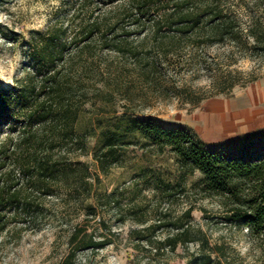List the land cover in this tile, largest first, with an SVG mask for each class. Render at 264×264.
Here are the masks:
<instances>
[{
  "label": "trees",
  "instance_id": "trees-1",
  "mask_svg": "<svg viewBox=\"0 0 264 264\" xmlns=\"http://www.w3.org/2000/svg\"><path fill=\"white\" fill-rule=\"evenodd\" d=\"M101 2L80 0L71 21L72 24L80 21L75 26L77 31L68 35V27L53 29L42 46L35 49L43 65L27 72L13 87L0 88V239L3 241L19 225L21 231L41 230L47 216L48 197L57 198L62 193L73 197L84 190V210L88 215L97 214L99 198L92 194L93 173L89 163L79 159L80 154L88 151V137L78 130L77 122L89 99L83 91H77L78 82L70 81L67 69L73 60L86 53L93 54L94 47L130 54L137 59L136 47L126 42L134 30L143 32L144 39H152V47L158 48L153 60L143 65V69L153 72L163 64L167 69L172 64L178 65L174 60L179 55L174 51L183 41L193 47L233 42L264 58V0H254L255 9L245 23L229 0ZM105 2L113 5L102 12L100 5ZM88 11L87 17H83ZM203 59L191 57L193 62H203ZM207 69L212 70V65L208 64ZM149 73L144 71L146 76ZM256 80L257 77H252L248 82ZM238 84L239 81L231 80L215 94L185 100L198 105L223 92L232 94ZM176 88V96H183L179 92L182 88ZM5 123L8 131L1 127ZM102 136L93 157L103 174L122 162L132 142L128 139L130 136L137 137V142L159 154L173 153L185 177L200 172L202 178L194 185L204 196H217L228 207L229 218L247 229L250 241L260 253V263L264 264V147H259L264 145V127L230 138L223 148L214 149L191 128L165 126L152 118L130 119L123 129L105 128ZM257 146L259 149L252 152ZM153 176L152 181L145 177V187H162L163 179ZM96 179L100 180L98 174ZM119 194L122 191L118 188L106 193L107 202L118 206ZM91 199L94 201L90 202ZM191 212L190 207L185 215L190 216ZM134 218L138 223H146L142 217ZM103 221L100 219L92 231L88 221L74 226L69 234V250L59 264H79V252L96 251L112 244L109 234H97ZM165 224L163 221L150 223L132 235L139 241L146 240L149 255L153 250L156 253L164 248L174 251L179 244L187 247L196 243L198 247L187 264H222L219 257L222 248L211 245L204 236L197 237L182 218L172 223L174 233L163 240L152 239V232ZM150 231L151 237H146L144 233ZM140 247L134 246L138 250Z\"/></svg>",
  "mask_w": 264,
  "mask_h": 264
},
{
  "label": "rangeland",
  "instance_id": "rangeland-1",
  "mask_svg": "<svg viewBox=\"0 0 264 264\" xmlns=\"http://www.w3.org/2000/svg\"><path fill=\"white\" fill-rule=\"evenodd\" d=\"M79 1L0 0V88L13 87L27 72L43 65V61L37 59L35 49L42 46L53 29L68 27V35L77 31L80 21L74 24L71 21ZM96 1L104 3L105 0ZM229 2L244 23L255 9L254 0ZM112 5L108 2L101 4V11ZM87 14L89 11L83 17ZM144 36L143 32L134 30L126 40L131 47H136L137 59L130 54L94 47L93 54L76 58L67 69L70 81L79 83L77 91H83L89 99L77 122L78 130L88 137V151L80 154L79 159L89 163L93 173L92 194L99 198L97 214L88 215L84 210V190L73 197L64 193L57 198L48 197L47 216L41 230L21 231L19 225L17 229L12 228L9 239H0V264H59L69 250L72 228L88 221L89 231H92L100 219L104 221L97 234H109V239L114 242L96 251L86 249L79 252V264H187L198 247L196 243L187 247L179 244L174 251L164 248L156 253L153 250L149 255L146 240L139 241L132 235L133 231L150 223L163 221L166 224L152 232V237L151 231L144 233L146 237L163 240L174 233L172 223L180 218L197 237L204 236L211 245L222 248L219 254L222 264H261L260 253L250 241L247 229L229 218L228 207L220 198L206 197L194 185L202 178L200 172L187 177L182 174L173 153L159 154L137 142V137L130 136L128 139L132 142L128 144L122 162L107 174L99 169L93 153L102 143V130L108 127L123 129L134 118H152L165 126L191 128L211 149L224 146L230 138L243 134L236 135V131H232L236 127L226 125L211 134L210 131L215 129L213 125L205 129L199 123L208 99L198 105L185 100L186 97L196 99L215 94L231 80L239 81L232 94L223 92L215 98L225 101L236 97L239 101L237 109L249 110L250 124H257L259 128L264 126V58L233 42L193 47L183 41L182 46L174 51L179 55L174 60L178 65L174 67L172 64L167 69L163 64L153 72L143 69V65L153 60L158 48H153L152 39L145 40ZM192 55L202 56L206 62L204 59L203 62H193ZM208 64L212 65V70L207 69ZM144 71L150 72L148 77ZM252 77L257 80L248 82ZM176 87L182 88L179 92L183 96H176ZM243 121L246 123V119ZM1 127L8 131L6 123ZM229 152L234 153V150ZM97 174L100 180L96 179ZM153 175L163 179L162 187H145V177L152 181ZM117 188L122 194H119L120 204L115 206L107 202L106 193ZM190 207L192 212L186 216ZM134 217H142L146 223H138ZM199 229L202 232L199 233ZM135 245H141L139 250L134 248Z\"/></svg>",
  "mask_w": 264,
  "mask_h": 264
},
{
  "label": "crops",
  "instance_id": "crops-1",
  "mask_svg": "<svg viewBox=\"0 0 264 264\" xmlns=\"http://www.w3.org/2000/svg\"><path fill=\"white\" fill-rule=\"evenodd\" d=\"M215 97L216 96L208 98L205 114H200L199 118V123L203 128H211L213 125L216 132L211 130V134L219 132L223 125L235 126L236 128L232 131H236V135L259 128L257 124H250L248 109L244 112L237 109L239 101L236 97L225 101ZM243 119H246V123H244L245 121H243ZM195 124V126H197V122Z\"/></svg>",
  "mask_w": 264,
  "mask_h": 264
}]
</instances>
